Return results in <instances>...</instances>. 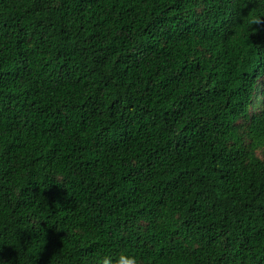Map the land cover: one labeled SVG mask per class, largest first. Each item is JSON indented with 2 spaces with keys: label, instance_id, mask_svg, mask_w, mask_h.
<instances>
[{
  "label": "trees",
  "instance_id": "obj_1",
  "mask_svg": "<svg viewBox=\"0 0 264 264\" xmlns=\"http://www.w3.org/2000/svg\"><path fill=\"white\" fill-rule=\"evenodd\" d=\"M248 15L264 0H0V264H264Z\"/></svg>",
  "mask_w": 264,
  "mask_h": 264
},
{
  "label": "clouds",
  "instance_id": "obj_2",
  "mask_svg": "<svg viewBox=\"0 0 264 264\" xmlns=\"http://www.w3.org/2000/svg\"><path fill=\"white\" fill-rule=\"evenodd\" d=\"M245 25H261L264 24V18L257 17L255 15H248L246 20L243 22ZM232 46L240 52L243 50V40L239 34L232 39ZM99 264H138V260L134 255H128L125 253H120L119 257L113 261L110 256H104L100 259Z\"/></svg>",
  "mask_w": 264,
  "mask_h": 264
}]
</instances>
